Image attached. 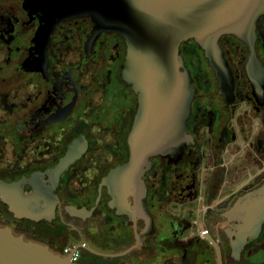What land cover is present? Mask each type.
<instances>
[{"label": "flooded vegetation", "instance_id": "flooded-vegetation-1", "mask_svg": "<svg viewBox=\"0 0 264 264\" xmlns=\"http://www.w3.org/2000/svg\"><path fill=\"white\" fill-rule=\"evenodd\" d=\"M219 47L220 72L180 44L196 88L184 150L111 173L139 106L126 36L86 3L0 0V225L78 264H264V218L253 230L233 209L264 184V14L254 47L233 33Z\"/></svg>", "mask_w": 264, "mask_h": 264}, {"label": "water", "instance_id": "water-1", "mask_svg": "<svg viewBox=\"0 0 264 264\" xmlns=\"http://www.w3.org/2000/svg\"><path fill=\"white\" fill-rule=\"evenodd\" d=\"M71 1L89 5L104 28H115L128 40L123 76L137 93L139 106L128 138L130 160L111 173L142 172L150 156L166 151L177 154L189 141L186 130L196 88L180 54L181 42L194 38L220 72V67L228 68L219 47L220 36L233 33L254 47L256 22L264 14V0ZM74 155V151L69 153V162ZM6 200L21 214L16 197ZM233 209L257 230L264 218V184L241 197ZM0 264L78 263L70 255L56 253L0 225Z\"/></svg>", "mask_w": 264, "mask_h": 264}, {"label": "built area", "instance_id": "built-area-1", "mask_svg": "<svg viewBox=\"0 0 264 264\" xmlns=\"http://www.w3.org/2000/svg\"><path fill=\"white\" fill-rule=\"evenodd\" d=\"M63 253L66 255H70L72 261L76 262L80 258L79 251L74 249L73 246L67 245L63 248Z\"/></svg>", "mask_w": 264, "mask_h": 264}]
</instances>
